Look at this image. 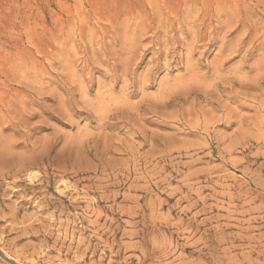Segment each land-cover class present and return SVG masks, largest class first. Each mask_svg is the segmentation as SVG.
I'll list each match as a JSON object with an SVG mask.
<instances>
[{"label":"rangeland","instance_id":"rangeland-1","mask_svg":"<svg viewBox=\"0 0 264 264\" xmlns=\"http://www.w3.org/2000/svg\"><path fill=\"white\" fill-rule=\"evenodd\" d=\"M189 257L264 264V0H0V264Z\"/></svg>","mask_w":264,"mask_h":264},{"label":"bare ground","instance_id":"bare-ground-1","mask_svg":"<svg viewBox=\"0 0 264 264\" xmlns=\"http://www.w3.org/2000/svg\"><path fill=\"white\" fill-rule=\"evenodd\" d=\"M221 2V1H220ZM218 4V3H217ZM219 6V5H218ZM224 15V14H223ZM258 30V29H257ZM256 30V31H257ZM162 90V89H161ZM120 97V96H119ZM68 110V109H67ZM25 119V118H24ZM169 156V155H168ZM170 176V175H169ZM198 196V195H197ZM183 197V196H182ZM185 198V197H184ZM188 198V197H187ZM191 198V197H190ZM205 198V197H204ZM198 199V198H197ZM169 200V199H168ZM207 199H201L200 201H201V203L205 206V201H206ZM180 201L181 200H179L178 202H177V204H179L180 203ZM151 202V201H150ZM186 202V201H185ZM192 202V201H191ZM190 202V203H191ZM186 204H188V203H186ZM198 203H195V205L194 206H196ZM202 205V206H203ZM214 205V204H213ZM230 205V204H229ZM232 205V204H231ZM208 206V205H207ZM175 207V206H174ZM187 207V206H186ZM170 208V207H169ZM191 208L192 207H187V208H182V212L184 213V216L185 217H187L188 216V214H191L192 212H191ZM201 208V207H200ZM203 208V207H202ZM228 210V209H227ZM199 211V210H198ZM257 211H258V209H257ZM154 212V211H153ZM201 212V211H200ZM140 214V213H139ZM197 214H195L191 219H188V220H180V222H179V224H177L176 226H175V228H176V230H177V232H176V234L178 235V236H185L186 234H188V237H189V234H193V231H194V229H195V227H194V225L196 224V220H197ZM142 218V217H141ZM148 219V218H147ZM185 219V218H184ZM199 220V219H198ZM210 220H211V218H210ZM215 221V220H214ZM162 222V221H161ZM207 222V220L205 221V223ZM171 223V222H170ZM205 223H203V224H205ZM214 223V222H213ZM198 224V223H197ZM196 224V225H197ZM162 225H163V223H162ZM200 225H202V224H198L197 225V228H199V226ZM167 226V225H166ZM165 226V227H166ZM211 226V225H210ZM156 227V226H155ZM203 227V226H202ZM154 228V227H153ZM150 229V228H149ZM161 229V228H160ZM164 229V228H163ZM158 230V229H157ZM197 230H199V229H197ZM213 230V229H212ZM156 231V230H155ZM165 231V230H164ZM217 232V231H216ZM150 233V232H149ZM148 233V234H149ZM154 233V232H153ZM166 233V232H165ZM170 233V232H169ZM218 233V232H217ZM133 234V233H132ZM141 234V233H140ZM146 234V233H145ZM156 234V233H155ZM214 234V233H213ZM131 235V234H130ZM138 235V234H137ZM151 235V234H150ZM153 235V234H152ZM162 235V234H161ZM195 235V234H194ZM220 235V234H219ZM133 236V235H132ZM155 236V235H154ZM173 236V235H172ZM165 237V236H164ZM170 237V236H169ZM210 237V236H209ZM208 237V238H209ZM140 238V237H139ZM146 238H148V237H146ZM160 238H161V236H160ZM171 238V237H170ZM199 238H201V237H199ZM176 239V238H175ZM187 239H189V238H187ZM174 240V239H173ZM205 240V239H204ZM209 240V239H208ZM212 240V239H211ZM218 240H219V237H218ZM228 240H229V238H228ZM235 240V239H234ZM143 241V240H142ZM148 241V240H147ZM183 241V240H182ZM197 241V240H196ZM236 241V240H235ZM179 242H180V240H179ZM179 242L177 241V242H175V243H171V247H174L176 250L177 249H180V250H182V251H184V252H186V251H188L189 249H192V251H191V254H198V253H202V249H198V250H195L196 249V247H192V248H190V247H187V246H184V244L183 245H180L179 244ZM190 242H191V240H190ZM189 242V243H190ZM231 242V241H230ZM143 243V242H142ZM163 243V242H162ZM192 243V242H191ZM209 243V242H208ZM207 243V244H208ZM170 244V243H169ZM168 244V245H169ZM194 244H196L197 245V243H194ZM227 244V243H226ZM141 245V244H140ZM139 246V245H138ZM217 246V245H216ZM149 247V246H148ZM199 247V246H198ZM209 247V246H208ZM156 248V247H155ZM193 248H195V249H193ZM217 248H219V247H217ZM225 248V247H224ZM235 248V247H234ZM145 249H147V248H145ZM173 249V248H172ZM205 249V248H204ZM141 250V249H140ZM143 250V249H142ZM167 250H169V248H166L164 251H167ZM212 250V249H211ZM216 250V249H215ZM220 250V249H219ZM144 251V250H143ZM208 251V250H207ZM206 251V252H207ZM210 251V250H209ZM208 251V252H209ZM213 251V250H212ZM223 250H221V252H222ZM145 252V251H144ZM151 253H152V251H150ZM172 251L170 250V251H168V253H165V256H170V253H171ZM142 253V252H141ZM180 253V252H179ZM224 253V252H223ZM159 254V253H158ZM206 254V253H205ZM210 254V253H209ZM212 254V253H211ZM155 255V254H154ZM181 255V254H180ZM157 256V255H156ZM192 256V255H191ZM207 256H208V254H207ZM214 256V255H213ZM153 257V256H152ZM151 257V258H152ZM206 257V256H205ZM210 257H212V256H210ZM209 257V258H210ZM164 258V257H163ZM181 258H182V256H181ZM183 258H184V256H183ZM191 257H189V259H190ZM143 259V258H142ZM170 259V258H169ZM80 260V259H79ZM110 260V259H109ZM141 260V259H140ZM139 260V261H140ZM187 260V259H186ZM190 260H192V258L190 259ZM189 260V261H190ZM194 260V259H193ZM192 260V261H193ZM198 260V259H197ZM142 261V260H141ZM181 261V260H180ZM185 260L183 259V262H184ZM189 261H188V263H186V264H189ZM200 261V260H199ZM199 261H198V263H199ZM201 261H202V259H201ZM143 262V261H142ZM182 261H181V263H183ZM186 262V261H185ZM194 262V261H193ZM246 262V261H245ZM251 262V261H250ZM146 263V262H145ZM151 263V262H150ZM202 263V262H201ZM248 263V262H247ZM146 264H148V263H146ZM172 264H174V263H172ZM191 264V263H190ZM193 264V263H192ZM194 264H195V262H194ZM197 264V263H196ZM200 264V263H199ZM204 264H205V262H204ZM242 264H243V262H242Z\"/></svg>","mask_w":264,"mask_h":264}]
</instances>
